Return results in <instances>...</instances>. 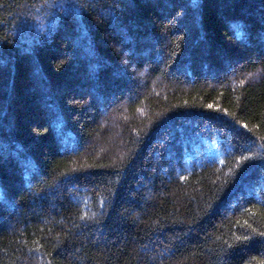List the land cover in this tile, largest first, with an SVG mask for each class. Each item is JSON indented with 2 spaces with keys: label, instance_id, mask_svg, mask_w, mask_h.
Returning a JSON list of instances; mask_svg holds the SVG:
<instances>
[{
  "label": "trees",
  "instance_id": "1",
  "mask_svg": "<svg viewBox=\"0 0 264 264\" xmlns=\"http://www.w3.org/2000/svg\"><path fill=\"white\" fill-rule=\"evenodd\" d=\"M0 264H264V0H0Z\"/></svg>",
  "mask_w": 264,
  "mask_h": 264
}]
</instances>
